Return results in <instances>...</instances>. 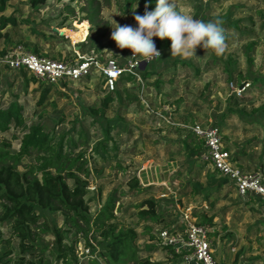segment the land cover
Here are the masks:
<instances>
[{"label": "rangeland", "instance_id": "374dc122", "mask_svg": "<svg viewBox=\"0 0 264 264\" xmlns=\"http://www.w3.org/2000/svg\"><path fill=\"white\" fill-rule=\"evenodd\" d=\"M95 3L99 9L97 24L88 18L89 0H46L36 9L30 7L28 0H9L0 14H14L18 22L28 23L1 28L0 32L8 34L11 42L6 44L0 38V49L17 42H35L51 59L74 56L75 49L80 54L108 55L124 64L132 57V50L117 47L111 38V25L117 22L136 27L132 7L129 10L125 6L126 0H95ZM175 3L181 13L205 22L221 21L223 17L230 23L237 20V29L222 27L226 39L221 54L198 46L193 56L168 58L156 47L160 57L150 60L156 73L143 81L142 91L136 82H119L120 96L109 104L103 117L87 112L88 106L97 107L107 93L100 78L91 76L64 86L53 85L46 103L39 106L38 82L31 74L0 65V105L19 103L25 124V128L12 125L0 132V146L9 152L17 151L23 134L32 124L53 128L56 136L63 134L64 151L71 158L77 157L70 170L86 181L88 215L95 217L111 200L109 222L118 228L134 229L139 260H147L149 264H179L163 249L158 230L176 226L184 215L199 222L200 215L205 214L212 217L206 226L217 262L264 264V205L256 198L239 197L228 181L219 190L212 189L207 178L211 167L202 165L199 156L190 155L183 146V139L191 133L189 125H212L219 130L232 156H237L238 166L244 171L259 172L264 178V83L255 81L264 74V25L259 14V10H264V1L175 0ZM135 5L136 1L132 6ZM172 58H177L173 64ZM24 78H28L26 86ZM241 82L249 85L237 93L232 87ZM161 113L179 125L167 123L159 116ZM106 126L108 135L104 134ZM98 142L107 146L104 152ZM38 156L37 153L24 156L17 170H24L27 164L38 165ZM133 177L137 178L138 187L147 189H131L128 183ZM219 179L217 173L212 177L214 183ZM147 198L155 200L157 213L163 215L166 226L139 216L141 210L148 208L143 204ZM51 217L57 226L64 225L61 213ZM32 230L38 245L24 255L19 249V238L9 226L0 224V264H21L18 261L21 256L25 264L28 259L66 264L52 253L53 236L36 227ZM87 237L93 249L86 245L82 233L69 237L77 241L76 264H90L92 258L101 264L97 256L99 237L94 240L90 232Z\"/></svg>", "mask_w": 264, "mask_h": 264}, {"label": "trees", "instance_id": "16d2710c", "mask_svg": "<svg viewBox=\"0 0 264 264\" xmlns=\"http://www.w3.org/2000/svg\"><path fill=\"white\" fill-rule=\"evenodd\" d=\"M8 1L9 0H0L1 14L6 10ZM45 1L46 0H28V3L30 7L36 9L40 5H43ZM135 1L136 0H126L125 6L130 10ZM89 3L90 11L88 18L90 22L97 24L95 19L99 11L98 3H95V0H89ZM146 3L147 0H139V8L135 10V13L143 15ZM147 7L148 10H152L155 7L154 0L153 3L148 4ZM259 14L260 17L263 18L262 25H264V10H259ZM216 22H219L221 27L232 26L234 29H237L238 26L236 24L237 20L230 23L231 21H229L227 17H223V20H217ZM20 23L28 22L27 20L18 22L14 14L0 16V29L7 25L16 27ZM32 32L35 33L33 29ZM101 35H103V33H101ZM0 38H2L6 44L11 42L10 36L6 33L2 34L0 32ZM153 40L162 54L170 58L171 41L168 38L161 40L158 37H153ZM15 44H22L28 51L39 56H46V53H44L35 42H17L13 45ZM11 46L2 47L0 53H5ZM175 61H177V58H172L171 64L175 63ZM17 71L21 73L26 72L24 69ZM139 73L142 81H144L155 74L156 70H152L149 61ZM31 77L37 81L34 76L31 75ZM129 80L136 82L131 76H121L116 87L112 91H108L100 99V104L97 107L88 106L87 112L93 116L103 117L109 104L120 96V90L118 89L119 82ZM255 81L264 83V74L262 77L256 78ZM37 82L38 86L36 89L39 90L37 103L39 106H43L49 98L53 85L42 81ZM27 84L28 78H24V85L26 86ZM61 85L64 86L66 83L63 82ZM238 100L239 98H237L234 103L238 104ZM229 111L232 112L234 110L229 109ZM12 125L25 128L22 118V106L16 101L11 102L6 107L0 105V132L7 131ZM177 129H180V127H177ZM108 133L109 128L106 126V128H104V134L108 135ZM79 134L82 135L81 130ZM69 140L72 141L71 138ZM64 143L63 134L56 136L53 128H48L43 124H32L27 127L26 132L23 134L20 147L17 151L9 152L4 147L0 146V224L9 226L12 233L19 238V249L24 255L29 254L35 246L38 245L35 242L36 234L32 230L33 227H36L40 229L41 232L53 236L51 246L53 250L52 253H55L57 258L62 259L66 264H76L77 262L76 255L74 254V244L77 241L74 238H69L70 235L82 233L86 245L93 249L94 247L87 237L89 232L94 240H97L98 237L100 239L98 240L100 249L97 251V256L101 260V264H136V262L140 264H149L147 260H139L135 245L137 235L134 229L131 227L118 228L116 224L109 222L112 218L110 214V210L113 207L111 200L101 208L100 212L95 217L91 218L88 215L87 203L85 200L87 192L85 188L86 181L70 170L77 160V157L71 158L66 154L64 151ZM72 144H74V142H72ZM98 145H100L103 152L107 148L103 142H98L97 146ZM183 146L190 155L199 156V158L204 151L202 141L192 133H190L187 138L183 139ZM33 153L39 155L37 158L40 161L39 164H27L24 170H17L16 166L20 163L21 159L24 156L29 157ZM232 159L234 161L238 160L237 156H232ZM201 163L202 165L206 164L204 161ZM216 173L218 174V172L212 170L207 178L212 182V189L219 190L221 185L225 181H228V179L218 174L220 179L214 183L212 177H214ZM128 185L131 189H147L138 187L137 178L135 177L130 179ZM143 204L147 205L148 208L138 213L141 218H145V220L157 224L163 223L164 226H166L163 221V215L157 213V207L153 198L145 199ZM57 212L61 213L63 216V226H57L51 217L52 214ZM199 218L198 223L201 225L209 226L212 220L211 216L207 217L205 214L200 215ZM176 226H181V224L177 223ZM149 237L150 239L153 238L152 235ZM1 238L2 234L0 233V240ZM162 247L166 252L171 254L172 260L180 261L181 253L174 252L169 246ZM23 257L24 256H21L18 260L21 264H25L23 262ZM132 261L133 263H130ZM36 263L48 264V262L42 263L41 260L38 262H34L32 259L27 260V264ZM89 263L100 264L96 258L89 260Z\"/></svg>", "mask_w": 264, "mask_h": 264}, {"label": "built area", "instance_id": "2783aa9c", "mask_svg": "<svg viewBox=\"0 0 264 264\" xmlns=\"http://www.w3.org/2000/svg\"><path fill=\"white\" fill-rule=\"evenodd\" d=\"M73 52L75 55L71 57L51 59L28 51L22 44H15L5 53H0V65L11 70L24 69L37 81L58 86L63 82L96 76L102 80L106 92L116 87L121 76H131L142 91L143 81L139 71L142 69V62L146 64L147 61L130 57L124 64H120L108 55L80 54L75 49ZM246 86L248 83L241 82L232 89L240 93ZM165 113L159 114L164 121L179 125ZM188 129L202 141L204 151L200 159L219 175L226 177L239 197L256 198L264 205V178L259 172L244 171L238 166L237 161L232 159V154L226 149L219 130L202 123H193ZM179 223L181 226L161 228L157 233L162 246H169L174 252L181 253L179 264H222L213 257L209 229L206 225L189 220L187 215H184Z\"/></svg>", "mask_w": 264, "mask_h": 264}, {"label": "clouds", "instance_id": "9594fccd", "mask_svg": "<svg viewBox=\"0 0 264 264\" xmlns=\"http://www.w3.org/2000/svg\"><path fill=\"white\" fill-rule=\"evenodd\" d=\"M155 7L148 10L147 5L153 0H147L143 15L136 14L132 6L134 20L137 26L111 25V38L120 49L132 50V57H142L149 62L160 57L153 37L171 41L170 55L188 58L195 55L196 48L212 49L217 55L225 48V30L216 21H202L193 16L181 13L175 0H154ZM138 63V62H137Z\"/></svg>", "mask_w": 264, "mask_h": 264}, {"label": "water", "instance_id": "95a60500", "mask_svg": "<svg viewBox=\"0 0 264 264\" xmlns=\"http://www.w3.org/2000/svg\"><path fill=\"white\" fill-rule=\"evenodd\" d=\"M144 65H145V62H142V68L144 67Z\"/></svg>", "mask_w": 264, "mask_h": 264}]
</instances>
